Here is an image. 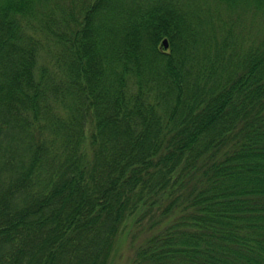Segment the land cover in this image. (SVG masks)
I'll return each mask as SVG.
<instances>
[{
    "label": "trees",
    "instance_id": "1",
    "mask_svg": "<svg viewBox=\"0 0 264 264\" xmlns=\"http://www.w3.org/2000/svg\"><path fill=\"white\" fill-rule=\"evenodd\" d=\"M128 234L129 264H264V0H0V264Z\"/></svg>",
    "mask_w": 264,
    "mask_h": 264
},
{
    "label": "rangeland",
    "instance_id": "2",
    "mask_svg": "<svg viewBox=\"0 0 264 264\" xmlns=\"http://www.w3.org/2000/svg\"><path fill=\"white\" fill-rule=\"evenodd\" d=\"M130 236L131 234H128L125 241L121 239V241L119 242L117 246L115 253L113 254L111 264H129L130 262L129 260L132 255V246L129 245ZM132 242L134 243V240H132Z\"/></svg>",
    "mask_w": 264,
    "mask_h": 264
},
{
    "label": "water",
    "instance_id": "3",
    "mask_svg": "<svg viewBox=\"0 0 264 264\" xmlns=\"http://www.w3.org/2000/svg\"><path fill=\"white\" fill-rule=\"evenodd\" d=\"M161 44H162V47H163V48H166V46H167V42H166V39H165V38H163V39L161 40Z\"/></svg>",
    "mask_w": 264,
    "mask_h": 264
}]
</instances>
